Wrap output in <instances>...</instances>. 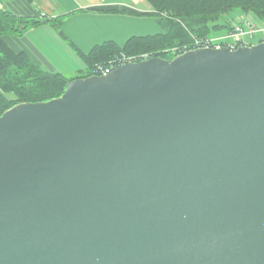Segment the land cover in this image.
I'll return each mask as SVG.
<instances>
[{
    "label": "water",
    "instance_id": "95a60500",
    "mask_svg": "<svg viewBox=\"0 0 264 264\" xmlns=\"http://www.w3.org/2000/svg\"><path fill=\"white\" fill-rule=\"evenodd\" d=\"M0 264H264V43L4 112Z\"/></svg>",
    "mask_w": 264,
    "mask_h": 264
},
{
    "label": "trees",
    "instance_id": "16d2710c",
    "mask_svg": "<svg viewBox=\"0 0 264 264\" xmlns=\"http://www.w3.org/2000/svg\"><path fill=\"white\" fill-rule=\"evenodd\" d=\"M145 1L150 5L153 11L150 16L161 28V33L133 36L122 46L111 41L104 42L86 55L78 52L86 62L87 70L71 78L45 72L24 52L11 50L4 37L21 35L34 22L0 10V117L20 104L34 105L60 98L68 83L99 77L96 66L107 67L115 59L125 57L137 63L158 58L170 62L193 50L195 39L227 33L233 24L223 17L232 11L252 13L264 23V0Z\"/></svg>",
    "mask_w": 264,
    "mask_h": 264
},
{
    "label": "crops",
    "instance_id": "0c3cea01",
    "mask_svg": "<svg viewBox=\"0 0 264 264\" xmlns=\"http://www.w3.org/2000/svg\"><path fill=\"white\" fill-rule=\"evenodd\" d=\"M0 10L34 22L21 35L4 37L9 48L27 54L45 72L67 78L87 70L78 52L161 33L145 0H0Z\"/></svg>",
    "mask_w": 264,
    "mask_h": 264
},
{
    "label": "built area",
    "instance_id": "2783aa9c",
    "mask_svg": "<svg viewBox=\"0 0 264 264\" xmlns=\"http://www.w3.org/2000/svg\"><path fill=\"white\" fill-rule=\"evenodd\" d=\"M258 35L260 37L258 40V44L264 43V26L256 27L253 23H235L232 25L231 29L227 33L221 36H215L204 39H195V48L191 51L227 50L229 52H233L238 49H248L253 46L248 42V40L253 39L255 36ZM186 52H184L183 54H185ZM129 63L136 62L132 61L131 59H126L125 57H122L120 59H115L111 61L107 67L96 66L95 71L99 74V77H103L111 74L114 70Z\"/></svg>",
    "mask_w": 264,
    "mask_h": 264
},
{
    "label": "rangeland",
    "instance_id": "374dc122",
    "mask_svg": "<svg viewBox=\"0 0 264 264\" xmlns=\"http://www.w3.org/2000/svg\"><path fill=\"white\" fill-rule=\"evenodd\" d=\"M227 21L229 20L230 23H253L256 27L264 26V23L261 22L256 16L252 13H243L241 11H232L231 13L226 14L224 17ZM222 35V34H221ZM259 35L255 36L253 39L248 40L250 44L256 46L258 44Z\"/></svg>",
    "mask_w": 264,
    "mask_h": 264
}]
</instances>
